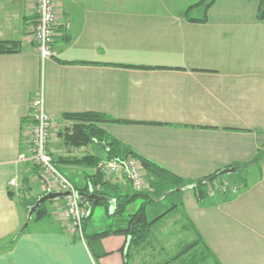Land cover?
Instances as JSON below:
<instances>
[{
	"label": "crops",
	"instance_id": "0c3cea01",
	"mask_svg": "<svg viewBox=\"0 0 264 264\" xmlns=\"http://www.w3.org/2000/svg\"><path fill=\"white\" fill-rule=\"evenodd\" d=\"M200 1L55 0L54 55L42 59L33 0H0V41L20 42L19 52L0 53V264H264L262 0H215L208 10ZM41 91L53 121L49 151L80 191L93 187L96 166L61 158L88 155L91 145L69 147L59 133L72 123L65 114L85 112L113 119L102 124L109 135L186 183L236 168L220 180L239 190L203 198L184 190L160 219L171 201L152 205L149 219L158 220L130 256L118 233L102 237L94 253L71 230L64 198L48 200L24 228L47 192L38 167L18 160L30 156L29 110ZM146 182L152 191L158 178L147 174ZM110 184V196L134 190L123 177ZM136 201L122 217L98 204L85 234L124 228ZM197 233L207 247L184 252Z\"/></svg>",
	"mask_w": 264,
	"mask_h": 264
},
{
	"label": "trees",
	"instance_id": "16d2710c",
	"mask_svg": "<svg viewBox=\"0 0 264 264\" xmlns=\"http://www.w3.org/2000/svg\"><path fill=\"white\" fill-rule=\"evenodd\" d=\"M215 0H201L195 6L204 5L205 9L208 8L214 3ZM192 8V7H191ZM258 19L260 21L264 20V0L259 8ZM20 51V42L15 40L9 41H0V53L1 54H11L17 53ZM64 119L71 121L70 126H67L62 132L59 133L60 138L64 141V144L73 147V148H82L89 145H94L99 150L104 152V157L96 156L94 154H88L82 157L69 156L61 158L65 163L85 166V167H95L101 160H111L115 158H127L135 157L141 161L143 167L148 175H153L158 178V182H151L150 187L152 191H142L136 192L132 190L130 193L125 195H120L119 197L110 196L105 191L106 187H110V183L104 179L101 174H94L92 176V184L95 191L100 194L110 198L117 199V207L115 209V215L122 217L126 212L127 207L135 200L141 199L142 202L139 207L131 214H129L125 219V227L117 228L109 227L107 231L96 233L93 235L85 234L84 228V238L91 247L94 253H97V250L101 245V238L109 235L111 233L124 234L128 239V250L127 255L130 256L131 251L138 248L140 245L145 243L149 239V235L153 231V224L156 220L149 219V208L156 204L155 202L159 198H163L164 201L170 202L168 210H166L158 218H162L164 215L172 212L174 209L178 208L176 199L180 196L184 190L183 188L188 185H193L194 183H186L177 176L171 174L162 167L156 165L155 163L143 159L136 155L130 148L123 145L119 140L109 135L105 129L102 127V124L113 121V119L107 117L101 113L95 112H85V113H75V114H65ZM53 161L58 165L60 159L53 158ZM216 180L208 183L211 184ZM206 185H199L194 189L199 198L208 196V189ZM100 186L101 189L98 190L97 186ZM77 187V186H76ZM78 191L79 188L77 187ZM45 201L39 209L36 211V216H40L41 213L45 211ZM107 206V205H106ZM150 206V207H149ZM89 218L87 216L86 220ZM86 223V221H85ZM84 223V225H85ZM197 240L191 243L184 252L190 251L194 246L200 245L199 247H207L201 235L197 233ZM129 264V263H126Z\"/></svg>",
	"mask_w": 264,
	"mask_h": 264
},
{
	"label": "built area",
	"instance_id": "2783aa9c",
	"mask_svg": "<svg viewBox=\"0 0 264 264\" xmlns=\"http://www.w3.org/2000/svg\"><path fill=\"white\" fill-rule=\"evenodd\" d=\"M33 3L35 4L37 20L32 29V35L40 56L42 59H48L54 55L53 38L57 22L55 0H33ZM29 118L32 121L33 137L30 156L21 154L18 160L32 162L38 167L47 190L68 193L64 199L70 228L84 239V223L89 215V210L77 197L76 185L60 171L49 151L53 121L45 107L43 91L32 100ZM96 174H101L109 183L117 177H123L131 183L136 192L147 189V172L141 161L135 157L101 160L96 166ZM10 184L16 186L17 178L12 179ZM97 189L100 190L101 187L98 185ZM238 190V186L233 183L216 180L208 187V196H214L217 193H236Z\"/></svg>",
	"mask_w": 264,
	"mask_h": 264
},
{
	"label": "water",
	"instance_id": "95a60500",
	"mask_svg": "<svg viewBox=\"0 0 264 264\" xmlns=\"http://www.w3.org/2000/svg\"><path fill=\"white\" fill-rule=\"evenodd\" d=\"M236 170H237L236 168L223 169L211 177L201 179V180L197 181L196 183H194L193 185H188V186L184 187L183 190H192V189H195L196 187H198L199 185H206V184L218 179L219 177H221L225 174L228 175V174L235 173ZM67 195H68V193H65V192H54V191L47 190V192L43 196H41L35 202L34 206L30 209V212L28 215V220L25 223L24 228H27L29 226L33 215L36 213V211L39 209V207L45 201L54 200L56 198H64ZM77 197L79 198V200L81 201V203L83 205L89 206V213L98 204H105V205L110 206L111 211H114L117 207V202L115 199H112L110 197L98 194L92 186L89 187V192L78 191Z\"/></svg>",
	"mask_w": 264,
	"mask_h": 264
},
{
	"label": "rangeland",
	"instance_id": "374dc122",
	"mask_svg": "<svg viewBox=\"0 0 264 264\" xmlns=\"http://www.w3.org/2000/svg\"><path fill=\"white\" fill-rule=\"evenodd\" d=\"M92 149H94V150H97V148L94 146V145H91V146H89L88 148H87V151H88V153L89 154H91L92 153ZM92 150V151H91ZM90 151V152H89ZM99 152V151H98ZM87 153V154H88ZM61 171V170H60ZM62 172V171H61ZM67 174H68V172H67ZM228 178L229 176L227 175V174H225V175H223V176H221V177H219L218 179H216V180H218V181H220V179L221 178ZM76 180H79L78 182L79 183H81L82 182V180H84L83 178H81V177H79V178H77ZM208 186H210V184H208ZM207 189H208V187H207ZM57 199H60V198H57ZM142 202V200L141 199H138L137 201H136V203L133 205V207H136L137 208V206L140 204ZM156 204L157 203H160V204H165V201H164V199L163 198H159L156 202H155ZM155 204V205H156ZM133 207H130L131 209L133 208ZM150 207V206H149ZM154 207V206H153ZM149 213H152V207H150L149 208ZM101 214V212H99V209H97L96 211H95V215H94V217H93V219L91 218H89V220H88V224L89 223H91V221H93V222H95L97 219H99L98 218V215H100ZM98 222L99 223H102V222H100L99 220H98ZM93 223H91V225H92Z\"/></svg>",
	"mask_w": 264,
	"mask_h": 264
}]
</instances>
